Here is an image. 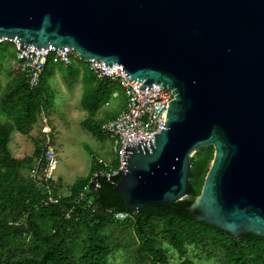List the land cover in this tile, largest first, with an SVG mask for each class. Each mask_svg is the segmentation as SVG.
<instances>
[{
    "label": "water",
    "instance_id": "95a60500",
    "mask_svg": "<svg viewBox=\"0 0 264 264\" xmlns=\"http://www.w3.org/2000/svg\"><path fill=\"white\" fill-rule=\"evenodd\" d=\"M73 49L129 84L172 90L153 137L127 144L109 179L134 214L187 199L193 158L213 148L197 223L264 239V0H0V42Z\"/></svg>",
    "mask_w": 264,
    "mask_h": 264
},
{
    "label": "trees",
    "instance_id": "16d2710c",
    "mask_svg": "<svg viewBox=\"0 0 264 264\" xmlns=\"http://www.w3.org/2000/svg\"><path fill=\"white\" fill-rule=\"evenodd\" d=\"M4 43L13 46L12 58L17 61L15 46L7 41L0 44ZM51 62V59L48 60L41 87L36 91H30L18 65L17 79L8 87V95L0 102L1 116L6 121L0 123V264H109L110 249L103 237L104 228L108 224L129 221H133L141 252L151 259L148 264L167 262L164 251L157 246L162 234L179 253L185 252L188 243H206L213 239L233 246L226 264H264V239L244 235L236 240L217 228L194 222L189 215L187 209L201 194L209 163L213 161V148L200 150L198 159L194 161L193 158L189 175L192 193L188 199L175 203L169 209L150 206L134 214L127 209L124 195L115 191L122 177L115 178L114 183L101 179L99 190L85 191L90 176L100 168L97 160L91 174L73 185L68 197L57 195L52 190L51 181L39 187L36 180L23 179L21 170L31 164L32 159L12 157L8 149L10 136L15 131L24 136L30 135L39 115L46 108L49 97L44 87L54 74ZM78 72H72L73 76H78ZM83 83L81 103L89 115L88 125L93 129V120L101 106L115 93L117 85L97 80L87 68L83 69ZM123 213L129 218L115 219L116 214ZM19 219H25L26 223L21 224ZM82 229L85 239L81 241L82 251L77 252L79 244L73 235H81ZM19 237L32 241L33 247L24 258L23 250L18 252L20 255L16 250L9 251L16 244L23 246L22 241H18ZM6 254L9 256L6 257Z\"/></svg>",
    "mask_w": 264,
    "mask_h": 264
},
{
    "label": "rangeland",
    "instance_id": "374dc122",
    "mask_svg": "<svg viewBox=\"0 0 264 264\" xmlns=\"http://www.w3.org/2000/svg\"><path fill=\"white\" fill-rule=\"evenodd\" d=\"M12 47L8 43L0 44V102L8 95V87L17 79L19 64L12 58ZM51 61L54 74L44 87L49 97L46 108L39 115L30 135L24 136L17 131L11 134L8 149L16 159H32L31 164L21 170V177L25 180H36L41 187L39 181L46 172L42 159L49 139L59 160L51 180L52 190L61 197H68L71 187L91 174L97 159L114 166L117 156L113 151V143L103 134L102 126L126 109L127 98L122 88L117 85L114 93L116 96L111 95L107 103L101 106L93 120L92 129V126L88 125L89 115L81 103L84 92L83 79L81 76H73L72 73L83 66L75 63L66 68L53 59ZM1 112L0 109V123H5ZM198 153L194 155V161L198 159ZM211 164L212 161L209 167ZM19 222L25 224L26 220L19 219ZM132 222L108 224L104 228L103 237L110 249L109 264H148L151 261L141 252ZM49 232H52L50 228ZM82 232L81 235H73L79 244L77 252L82 251L81 241L85 239L83 229ZM161 232L162 230L159 231ZM18 241H22L23 246L16 244L9 251L16 250L18 253L23 250L24 258L33 247L32 241L25 237H19ZM157 246L167 257L165 264H226L228 253L233 250L230 243H218L211 239L206 243H188L185 245V252L179 253L169 244L164 234L158 239Z\"/></svg>",
    "mask_w": 264,
    "mask_h": 264
},
{
    "label": "built area",
    "instance_id": "2783aa9c",
    "mask_svg": "<svg viewBox=\"0 0 264 264\" xmlns=\"http://www.w3.org/2000/svg\"><path fill=\"white\" fill-rule=\"evenodd\" d=\"M2 42L5 41L0 43ZM10 43L15 46L17 61L26 77L30 91H36L41 87L47 62L53 59L66 68H70L75 63L84 65L97 80L119 85L125 92L126 109L102 126L103 134L113 143V151L117 156L115 166L106 164L102 159H97L100 168L90 176L85 191L91 190L89 187L96 176L109 179L123 171V155L128 143L149 139L159 133L162 122L166 120L168 104L174 99L172 90L169 88H161V85L153 84L150 89L146 86L143 91L138 90L129 84L119 65L115 64L111 69L94 60L86 59L73 49H67L64 52L58 49L24 52L16 42ZM42 160H44L46 172L42 175L40 184L51 181L59 165L58 156L49 139ZM93 190L97 191V188ZM114 217L116 220H126L129 215L123 213L116 214Z\"/></svg>",
    "mask_w": 264,
    "mask_h": 264
},
{
    "label": "crops",
    "instance_id": "0c3cea01",
    "mask_svg": "<svg viewBox=\"0 0 264 264\" xmlns=\"http://www.w3.org/2000/svg\"><path fill=\"white\" fill-rule=\"evenodd\" d=\"M81 66H83V67H79V69H78V70H79V72H78V77L81 76L82 79H83V69H84V68H87V67L84 66V65H81ZM17 133H18V132H17ZM19 134H20V133H19Z\"/></svg>",
    "mask_w": 264,
    "mask_h": 264
},
{
    "label": "flooded vegetation",
    "instance_id": "af4514ba",
    "mask_svg": "<svg viewBox=\"0 0 264 264\" xmlns=\"http://www.w3.org/2000/svg\"><path fill=\"white\" fill-rule=\"evenodd\" d=\"M210 168V167H209Z\"/></svg>",
    "mask_w": 264,
    "mask_h": 264
}]
</instances>
